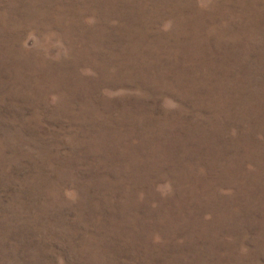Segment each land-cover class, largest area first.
Here are the masks:
<instances>
[{
	"label": "rangeland",
	"instance_id": "374dc122",
	"mask_svg": "<svg viewBox=\"0 0 264 264\" xmlns=\"http://www.w3.org/2000/svg\"><path fill=\"white\" fill-rule=\"evenodd\" d=\"M0 264H264V0H0Z\"/></svg>",
	"mask_w": 264,
	"mask_h": 264
}]
</instances>
